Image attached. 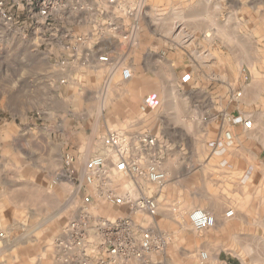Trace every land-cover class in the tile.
Returning a JSON list of instances; mask_svg holds the SVG:
<instances>
[{
  "label": "rangeland",
  "instance_id": "1",
  "mask_svg": "<svg viewBox=\"0 0 264 264\" xmlns=\"http://www.w3.org/2000/svg\"><path fill=\"white\" fill-rule=\"evenodd\" d=\"M1 1L0 264H98L78 243L125 220L159 246L119 264H264V0ZM113 132L163 186L83 181ZM197 210L235 211L232 233L196 231Z\"/></svg>",
  "mask_w": 264,
  "mask_h": 264
},
{
  "label": "built area",
  "instance_id": "2",
  "mask_svg": "<svg viewBox=\"0 0 264 264\" xmlns=\"http://www.w3.org/2000/svg\"><path fill=\"white\" fill-rule=\"evenodd\" d=\"M23 1L13 0V3L21 4ZM26 1L31 2V0ZM53 9V3L50 0H44V4L36 12H38V16L48 18L52 14ZM0 19L11 20L5 4L1 0ZM100 60L103 62L108 61L106 57H102ZM124 74H127V71ZM246 125L250 126V122H247ZM144 141L145 147L150 144L153 145L148 140ZM104 144L108 149L105 157H95L85 162L83 181L86 184L93 186L96 183L97 186L102 184V187H107L108 184L115 183L112 182L114 180L113 177L121 176L128 178L130 182L136 178H146V180L158 186H163L166 183L167 178L164 174L157 172L145 173L140 167H137L130 154L129 146L131 147V145H129L127 139L113 132L107 137ZM106 192L104 201L109 205L127 206L135 210L139 209L151 213H154L156 210L157 204L149 198L138 199V197L135 198V196H131L130 194L123 196V198L118 197L114 191L109 189ZM233 215V211H229L226 214L227 217H232ZM189 220L192 228L200 232L213 229L216 223L213 215L202 210L192 213L189 216ZM103 222L102 230L100 227H96L98 230L97 237L91 234L82 243H78L80 246L82 245L80 249H84L85 254H89L91 251L96 254L98 264H119L121 260H127L132 256L144 261L145 251L151 247L155 248L159 246L158 242L156 245V242L152 239V235L147 232L144 233L143 230H140L141 244L136 246L132 235L135 234V231L138 232V230L133 226L132 221ZM74 227L77 228L79 225L75 223L71 225L70 229ZM105 232L107 235H105Z\"/></svg>",
  "mask_w": 264,
  "mask_h": 264
},
{
  "label": "crops",
  "instance_id": "3",
  "mask_svg": "<svg viewBox=\"0 0 264 264\" xmlns=\"http://www.w3.org/2000/svg\"><path fill=\"white\" fill-rule=\"evenodd\" d=\"M230 158H234V157H230ZM235 158H237V157H235ZM237 159L240 161L239 158H237ZM240 163H241V161H240ZM240 165H238L237 167H239ZM214 205L212 204V201L210 200V204H208V209H216V210H219L220 211V209H221L220 208V205H215V206ZM235 216H236V213L234 211V217H232L231 219H227V220L230 221V222H232V221L236 220ZM216 217L219 218V225L217 227L215 226L213 229L216 228V230H218L220 233H222L221 235H224L226 233L231 234L232 233L231 227L234 226V225L232 223H230V222L228 223V221H225V219L222 216H220V215L219 216L217 215ZM256 222L257 221H254L253 222V225H254L255 228H253L252 232H253V234H257L258 235V238H257V236H256V238L258 240H260L259 239L260 238V232L258 230V226H256V224H257ZM210 230H212V229H210ZM249 253H251V251H249ZM243 263L245 264V262H243Z\"/></svg>",
  "mask_w": 264,
  "mask_h": 264
},
{
  "label": "bare ground",
  "instance_id": "4",
  "mask_svg": "<svg viewBox=\"0 0 264 264\" xmlns=\"http://www.w3.org/2000/svg\"><path fill=\"white\" fill-rule=\"evenodd\" d=\"M100 61H102V60H100ZM99 61V62H100ZM101 63V62H100ZM125 71H127V74H124V72ZM125 71H122L121 72V76H122V79H123V81L125 82V83H128L130 80H132V75H131V73H130V71L129 70H125ZM248 122H250V126H247L246 125V123L247 122H245V124H244V127L248 130V129H251L252 128V126H253V123L251 122V121H248ZM230 136V135H229ZM112 167V166H111ZM114 178H116V180L117 179H119L120 180V182H123V183H127V181L129 182V184H130V180L128 179V178H125V177H113V179ZM94 187H97V185H96V183L93 185ZM132 192V191H131ZM127 194H129V193H127ZM197 211H200V210H197ZM196 212V211H195ZM233 213H234V211H233ZM234 216V215H233ZM214 219H215V221H216V223H215V226L217 227V225L219 224L218 223V219L216 218V217H214ZM259 226L260 227H262V231L264 232V223H259ZM261 240L263 239V236L260 238ZM10 243H12L10 240L7 242V246L8 245H10Z\"/></svg>",
  "mask_w": 264,
  "mask_h": 264
}]
</instances>
